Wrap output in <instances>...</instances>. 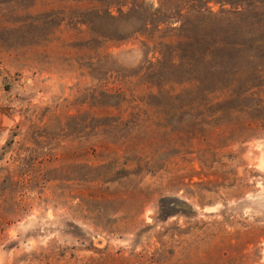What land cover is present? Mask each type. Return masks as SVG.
<instances>
[{"label": "rangeland", "instance_id": "1", "mask_svg": "<svg viewBox=\"0 0 264 264\" xmlns=\"http://www.w3.org/2000/svg\"><path fill=\"white\" fill-rule=\"evenodd\" d=\"M205 1L0 0V264H264V6Z\"/></svg>", "mask_w": 264, "mask_h": 264}, {"label": "trees", "instance_id": "2", "mask_svg": "<svg viewBox=\"0 0 264 264\" xmlns=\"http://www.w3.org/2000/svg\"><path fill=\"white\" fill-rule=\"evenodd\" d=\"M211 1L215 3H219L220 5L229 4L230 9L228 10V13L229 15H232L233 17H236V18L234 19L232 17H229L227 18V20L233 22L234 24L239 23L242 25H247V24L242 20L241 17H239L240 15L243 16L244 12L254 10L256 8V5H258V7L264 6V0H206L205 2L206 4H208V2H211ZM242 25H238V27L241 28ZM261 43H264V40L261 41ZM217 45L225 46V43L222 41H218ZM163 212L165 211L161 210V213Z\"/></svg>", "mask_w": 264, "mask_h": 264}]
</instances>
